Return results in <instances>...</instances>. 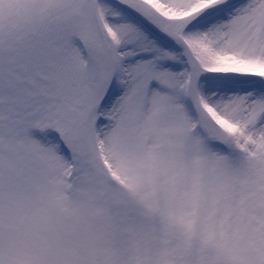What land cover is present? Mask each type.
I'll use <instances>...</instances> for the list:
<instances>
[{
    "label": "snow or ice",
    "instance_id": "6c2138e0",
    "mask_svg": "<svg viewBox=\"0 0 264 264\" xmlns=\"http://www.w3.org/2000/svg\"><path fill=\"white\" fill-rule=\"evenodd\" d=\"M0 264H264V0H0Z\"/></svg>",
    "mask_w": 264,
    "mask_h": 264
}]
</instances>
